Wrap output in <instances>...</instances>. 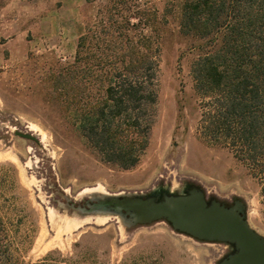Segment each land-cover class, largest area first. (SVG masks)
<instances>
[{"label": "rangeland", "instance_id": "obj_1", "mask_svg": "<svg viewBox=\"0 0 264 264\" xmlns=\"http://www.w3.org/2000/svg\"><path fill=\"white\" fill-rule=\"evenodd\" d=\"M178 3L68 0V37L53 39L41 25L28 47H0V240L6 264H216L231 250L227 244L198 241L164 221L131 225L89 211L101 194L182 192L190 183L226 204L241 201L250 226L264 236L261 163L238 157L237 147L209 128L212 97L196 90L191 71L205 41L178 32L170 12ZM142 9L157 16V99L146 147L135 166L122 169L101 159L77 132L68 99L54 84L73 63L78 37L88 35L92 43L110 17L130 38L149 33L138 19ZM54 12L48 14L50 30L61 32V24H52ZM92 188L97 190L85 192Z\"/></svg>", "mask_w": 264, "mask_h": 264}, {"label": "trees", "instance_id": "obj_2", "mask_svg": "<svg viewBox=\"0 0 264 264\" xmlns=\"http://www.w3.org/2000/svg\"><path fill=\"white\" fill-rule=\"evenodd\" d=\"M139 12L149 33L130 38L110 17L92 43L78 37L73 63L54 84L68 99L77 132L122 169L138 163L157 99V16ZM170 12L178 32L205 41L191 71L196 90L212 97L209 128L264 173V0H179ZM7 257L0 240V264Z\"/></svg>", "mask_w": 264, "mask_h": 264}, {"label": "water", "instance_id": "obj_3", "mask_svg": "<svg viewBox=\"0 0 264 264\" xmlns=\"http://www.w3.org/2000/svg\"><path fill=\"white\" fill-rule=\"evenodd\" d=\"M14 135L37 141L30 132L16 131ZM95 200L90 212H108L131 225L164 221L174 231L198 241L227 244L231 250L216 264H264V236L250 226L239 200L227 205L207 197L199 185L191 183L182 192L101 194Z\"/></svg>", "mask_w": 264, "mask_h": 264}, {"label": "crops", "instance_id": "obj_4", "mask_svg": "<svg viewBox=\"0 0 264 264\" xmlns=\"http://www.w3.org/2000/svg\"><path fill=\"white\" fill-rule=\"evenodd\" d=\"M59 1L62 3L57 8ZM52 11H55L52 24L55 28L61 24V32L50 30L48 14ZM41 25L46 26L45 35L53 39L68 37V0H0V47H28L41 32Z\"/></svg>", "mask_w": 264, "mask_h": 264}, {"label": "bare ground", "instance_id": "obj_5", "mask_svg": "<svg viewBox=\"0 0 264 264\" xmlns=\"http://www.w3.org/2000/svg\"><path fill=\"white\" fill-rule=\"evenodd\" d=\"M97 190V188H92V189H85V192H94V191H96ZM107 192V191H106ZM105 194H107V193H105ZM105 218V217H104ZM61 244V243H60Z\"/></svg>", "mask_w": 264, "mask_h": 264}, {"label": "flooded vegetation", "instance_id": "obj_6", "mask_svg": "<svg viewBox=\"0 0 264 264\" xmlns=\"http://www.w3.org/2000/svg\"><path fill=\"white\" fill-rule=\"evenodd\" d=\"M236 200H234L231 204H234ZM94 202H96V200H94ZM92 202V204L94 203ZM231 204H227V205H231Z\"/></svg>", "mask_w": 264, "mask_h": 264}]
</instances>
